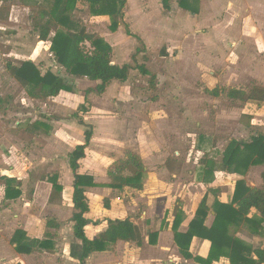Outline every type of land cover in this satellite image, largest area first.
<instances>
[{"label":"rangeland","instance_id":"rangeland-1","mask_svg":"<svg viewBox=\"0 0 264 264\" xmlns=\"http://www.w3.org/2000/svg\"><path fill=\"white\" fill-rule=\"evenodd\" d=\"M148 2L127 0L125 4L124 17L128 15L125 19L137 37L127 35L122 28L111 32L108 16L92 15L87 3L80 1L75 10L69 12L84 31L98 34L111 45L114 63L131 66L126 80L109 81L99 94L95 89L98 81L90 83L85 78L69 75L55 62L50 51L53 32L46 41L38 38L37 24L47 19L53 0L0 1V264H12L14 260L10 257L13 253L10 236L16 229L22 227L30 235H37L43 232L44 221L49 217L55 216L60 221L69 219V208L58 207L65 200L63 189H55L43 178L58 171L62 182L67 181L70 170L65 154L75 141L83 140L85 126L79 121L90 125L92 131L89 158L81 166L91 163L95 167L91 171L99 184L85 190V194L96 215H101L109 206L117 209L122 203L130 202L134 206L131 215L141 228L148 226L149 219L148 222L140 219L145 205L140 191H108L103 183L110 161L122 156L124 149H137L135 137L149 136L150 130L156 131L158 138L166 143L169 155L180 161L181 164L174 167L177 174L182 173L186 156L192 169L188 174L218 187L223 199L229 198L236 178H244L252 187L262 186L263 180L255 182L264 171V164L250 166L244 175H238L223 169L221 157L230 139L248 142L253 135H264V107L251 105L245 97L227 96L230 87L249 93L258 83L247 71L251 59L260 51L254 40L264 37V28L256 32L249 28V34L242 29L232 31L230 27L225 30L222 26L227 18L223 11L215 17L180 11L172 16L164 10L159 12L154 1L153 5ZM140 9L149 15L139 12ZM42 12L46 13L44 17ZM58 29L64 28L52 25V31ZM246 35L252 37L248 44ZM24 60H31L41 73L51 69L62 75L73 90H62L54 97H31L29 87L8 68L9 64L19 65ZM223 66L237 76L236 82L224 85L212 79L211 76L223 72ZM90 87L93 92L87 93ZM212 89H216V95L208 92ZM81 103L85 111L79 108ZM93 159L102 166L93 164ZM198 163L202 169L207 166L208 171L196 172L200 167ZM4 176L16 177L19 181L22 193L13 201L4 198ZM172 179L167 176L164 180L171 184ZM147 183L150 186L152 180ZM173 188L174 193L181 190L180 185ZM192 196H189V204ZM176 198L183 201L179 196ZM62 226L60 236L53 228L47 227L45 232L53 237L56 250L31 254L22 259L23 262L78 264L79 256L68 225L63 223ZM246 232L242 229L236 234L247 238L253 246H264V237L250 239ZM111 251L117 253L118 247L113 246ZM164 259L173 260L171 264H194L177 254L168 253ZM115 264H118L117 259Z\"/></svg>","mask_w":264,"mask_h":264},{"label":"trees","instance_id":"trees-1","mask_svg":"<svg viewBox=\"0 0 264 264\" xmlns=\"http://www.w3.org/2000/svg\"><path fill=\"white\" fill-rule=\"evenodd\" d=\"M3 1V0H0ZM87 3L90 13L94 16H108L109 30L116 32L120 27L132 37H137L124 20V8L127 0H53L48 17L42 23L37 24L39 29V40L46 41L51 32L50 51L54 55L55 62L65 70L66 73L75 77H85L91 81H98L95 89L100 94L104 92L106 84L111 80L124 81L128 78L131 66L128 63L117 64L111 60V45L96 33L84 31L80 23L69 15L75 10L78 2ZM172 0H160L163 10L170 8ZM179 7L191 13L197 12L198 0H176ZM45 12L41 13L44 17ZM59 24L64 29L52 31V25ZM139 39V38H138ZM139 51V49L137 50ZM8 68L13 76L29 87V94L33 98L54 97L60 91H71L72 85L65 77L47 69L40 72L31 60H24L19 65L9 64ZM142 73L146 70L140 68ZM87 92L92 89H87ZM216 95V89L208 90ZM227 96L232 99L246 98L250 103L264 104V87L253 86L249 93L242 89L230 88ZM79 108L85 111L83 104ZM77 118L78 115L74 113ZM85 126L84 142L76 145L68 152L66 159L68 167L73 173L72 203L74 212L71 217L73 222V235L81 241L79 264H85L84 260L92 252H101L106 247L117 241H133L140 244L142 234L138 223L133 217L125 219L107 220V227L93 239L87 238L84 227L89 223L84 214L89 210L85 187L96 185L94 177L89 174L77 173L78 161L85 155L92 131L90 125ZM168 162V161H167ZM221 164L227 172L244 175L250 166L264 164V135H253L248 142L230 139L223 149ZM113 168L107 172L111 188L121 189L125 186L140 190L144 176V165L139 155L131 150L125 151V158L113 162ZM111 165V166H112ZM116 166V168H114ZM124 170L129 175H121ZM208 171L207 166L204 168ZM263 184L260 187L249 186L242 177L235 181L234 191L230 202H221L218 199L220 189L209 188L197 203L194 216L188 223L185 232L179 231L182 223V213L178 208L174 209V221L172 230L174 240L179 252L186 259H193L201 264H212L213 261L225 257L230 264H264V246L254 247L236 235L237 231L245 229L248 236L264 234V171L261 173ZM4 198L8 200L17 199L22 191L15 177H3ZM43 180L49 182L52 187L61 190L58 183L57 172L49 173ZM209 196H211L209 199ZM214 212V219L210 226L205 225L208 212ZM48 228L57 229L58 224L53 219L46 221ZM149 241L153 243L157 233H150ZM193 237L208 240L210 242L209 253L206 258L193 256L189 252V245ZM15 244V250L19 253H32L34 251H51L54 249L53 237L46 233L45 237L29 238L21 229H16L11 238Z\"/></svg>","mask_w":264,"mask_h":264},{"label":"crops","instance_id":"crops-1","mask_svg":"<svg viewBox=\"0 0 264 264\" xmlns=\"http://www.w3.org/2000/svg\"><path fill=\"white\" fill-rule=\"evenodd\" d=\"M152 1L155 2L154 6H157V9L159 12L163 10L160 4V0H147V2L150 5H153ZM172 2H174V5ZM158 3L160 6L157 5ZM196 8H197V12L191 13L183 8H180L176 0H172L170 2V8L164 11H167L172 16H174V14H177V12L180 11V13L188 12V14L203 15V16L211 15L212 17H215L216 14L223 11L224 13H226L225 17L227 18L225 23L222 26L223 29L225 30L227 27H230L232 31L233 29L237 31L239 30L241 31V29L243 31H247V29L252 28V30L253 31L255 30L254 32H256L257 29L264 28V0H198ZM140 11L146 13L144 10L140 9L139 12ZM146 14L149 15V13H146ZM126 16L128 15L125 14L124 20L128 22L127 19H125L127 18ZM211 22H214V21H211ZM246 22L248 24H246ZM120 29L121 27L118 30ZM246 34H249V31H247ZM250 37H251L250 35H246L247 44L248 42H251L252 40V37L251 39ZM222 41H224V44H225L226 38L224 37ZM254 42H256V45L260 47V51L257 53L258 54L257 56H254L251 59L250 61L251 67H249L247 74L251 79L257 80L258 83H256L255 86L257 85V86L264 87V37L255 38ZM228 68L232 70L231 67H228ZM211 77L212 79L214 78V80H216L217 82L220 81L221 84H224V85L227 83H233L237 81V76H235V74H233L232 71L231 72L230 70L227 71L224 66H223L222 73L218 74L216 77L214 76H211ZM82 78H85V77H82ZM85 80H88V79L85 78ZM92 82L94 81H91L90 83ZM91 88L92 87L88 89H91ZM230 88H235V87H230ZM236 89H240V88H236ZM91 92H93V90L87 93H91ZM253 104L254 103H252L251 105ZM96 107H97L96 105L93 106V110L91 111V113L95 114ZM258 107H264V104L258 105ZM149 133H150L149 136L145 134L146 136L139 135L137 138L135 137L137 149L135 150L133 149V151H135L139 155L144 165V176H143V181H142V188L140 190H137L129 186H125L121 189H117V188H111L108 185L110 183V179L108 178V175H107L108 170L111 168V165L113 164V162L119 159L125 158V151L127 149L126 150L124 149L122 156L112 159L110 163L107 165V168L105 170L106 181L105 183H103L104 186L106 187L105 189L108 191L110 190V191H125L126 192L128 190H131L134 193L138 191L141 192V196L144 199L143 201L145 202V205H144V210L142 211L140 215V219H146L147 222H148V219L150 220L148 226H145V228H141L140 223L136 221L139 225V228L142 234V241L140 244H136L133 241H129V242L117 241L115 243H111L106 247L104 251L90 253L89 256L85 259V264H115L116 259H117L118 264H171L172 263L171 261L173 260L164 259V257H166V254L168 253L177 254L180 258H182L183 260L187 262H192L194 264H201V263L194 261L193 259L184 258L179 252V248L175 243L174 234L172 230V224L174 221V209L178 208L182 213V223L179 227V231L185 232L188 228L189 221L194 216L195 208L200 198L203 195H205L206 192H208L207 191L208 188H211V187L217 188V187L212 186L211 184L209 185V182L205 183L204 181L193 179L192 176L188 174L190 173L192 169H190L191 167L188 161H186L187 160L186 156L183 157L184 161H182V163L184 162L183 163L184 169L182 170V173L177 174L174 167L176 164H181L180 161H176L177 160L176 158L172 157V155H169L167 151L166 143H163V141L158 138V136L156 135V131L150 130ZM66 138H69V137H66ZM70 139L73 142L72 137ZM83 142H84V133H83V140L80 141L78 139V141H75L73 148L78 144H82ZM91 144L92 143L90 142L89 145L86 146L85 148L86 156L84 155V157L79 159L78 161L79 166L77 169V173L92 175L97 185L99 183L96 178V175L91 171L95 167H93L91 163H89L87 167L81 166L82 162H84L86 158H89L88 150L91 147ZM73 148L68 150L65 156L67 155L68 152L72 151ZM66 162H67V159H66ZM93 164L102 166V164H100L97 161V159H93ZM187 165H189V167ZM198 165L200 167L199 166H198L199 168L197 167L198 169L196 172H200L201 170H204L205 167L202 169L201 163H198ZM67 166H68V162H67ZM253 168L251 169L252 171L250 172H253ZM69 170H70V175L65 183H63L62 180L60 179V174L58 173V171H54V172H57L58 183L59 185H61V188L63 189V193L65 194V200L61 203V206H58V207L62 208L65 206L69 208L71 212L70 217L67 221H60L55 216L49 217L48 219H53L58 224V228L55 230L57 231V234L59 236L62 233L61 229L63 227L62 226L63 223L68 225L69 236L72 239L73 243L75 244V247L77 249V253L79 256L80 251H81V241L73 235V231H72L73 222L71 221V217L74 212L73 203H72L73 173L70 168ZM120 174L126 176V175H129L130 173L128 170H124ZM167 176L169 177L171 176L174 178L171 180V181H174L173 183H171L172 185L169 184L168 181L164 180L165 177ZM237 179L238 178L234 180L233 186L230 191L229 198L226 197V199H223L222 197L223 192L222 191L219 192L218 199L221 202H225V203L230 202L233 191H234L235 181ZM148 180L149 181L152 180V184L150 186L147 183ZM261 180H262V177L260 174L255 183L258 184L259 182H261ZM179 185L181 186V190L178 189L174 193L173 187H177ZM95 186L90 187V188L85 187V190L94 188ZM254 186L259 187L261 185H254ZM140 192H139V195H140ZM192 194L194 195L192 196ZM190 195L192 196V198L189 204L188 200L190 199L189 198ZM176 196H179L181 200L183 201H178ZM210 197L211 196H209V199H211ZM197 198L198 200L195 201ZM87 199H88V204H89V210L84 214V216L86 219L89 220V223L84 227V232L87 238L89 239H93L100 232L106 229L108 219L115 220V219H125L127 217H133L131 215L130 210L134 208V206H131L130 202H128L127 205H125V203H122L120 207H117V209H112L110 208L111 206H109V208L103 210L101 215H96V213H94V211L92 210V203L88 196H87ZM10 201H13V200H10ZM105 205L108 207V202H106ZM109 205H111V203H109ZM48 219L44 221L43 232L41 234L30 235V233L25 228L21 227L18 229L23 230L26 236H28L29 238L42 239L45 237V232L47 229L46 221ZM213 219H214V212L210 210L206 217L205 225L210 226L212 224ZM153 232L157 233V237L155 238V241L151 243L149 241L150 239L149 234ZM13 234H14V231L12 235L10 236V242H11V238ZM259 236L264 237V234L247 236V237L251 239V238L259 237ZM239 237L247 241L246 240L247 238L245 239L241 236ZM165 240H168V241L166 242ZM11 244L13 246V249H12L13 253L10 257L14 258L12 264H27V263H24L22 259L34 253L48 252V251H34L29 254L19 253L15 250V244L13 243ZM113 246L118 247L117 253H114L111 251V248ZM209 248H210V242L208 240L201 239L198 237H193L189 245V252L193 256H200L202 258H206L209 253ZM54 249L55 250L57 249L56 244L54 246ZM93 259H97L95 260L96 262H93L92 261ZM78 264H79V257H78ZM212 264H230V263L227 258L221 257L219 260L213 261Z\"/></svg>","mask_w":264,"mask_h":264}]
</instances>
